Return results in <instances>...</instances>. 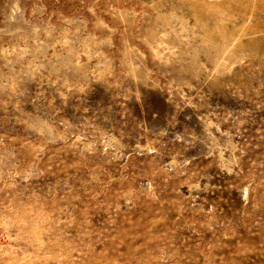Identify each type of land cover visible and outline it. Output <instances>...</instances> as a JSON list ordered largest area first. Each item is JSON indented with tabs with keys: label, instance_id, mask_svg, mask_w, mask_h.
I'll list each match as a JSON object with an SVG mask.
<instances>
[{
	"label": "rangeland",
	"instance_id": "1",
	"mask_svg": "<svg viewBox=\"0 0 264 264\" xmlns=\"http://www.w3.org/2000/svg\"><path fill=\"white\" fill-rule=\"evenodd\" d=\"M0 264H264V0H0Z\"/></svg>",
	"mask_w": 264,
	"mask_h": 264
},
{
	"label": "bare ground",
	"instance_id": "2",
	"mask_svg": "<svg viewBox=\"0 0 264 264\" xmlns=\"http://www.w3.org/2000/svg\"><path fill=\"white\" fill-rule=\"evenodd\" d=\"M212 7H213V6H212ZM205 9H206V6H205ZM213 9H214V8H213ZM213 9H212V10H213Z\"/></svg>",
	"mask_w": 264,
	"mask_h": 264
}]
</instances>
